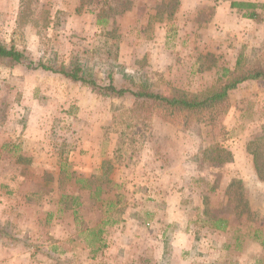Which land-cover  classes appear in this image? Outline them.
I'll return each instance as SVG.
<instances>
[{"label": "rangeland", "instance_id": "rangeland-1", "mask_svg": "<svg viewBox=\"0 0 264 264\" xmlns=\"http://www.w3.org/2000/svg\"><path fill=\"white\" fill-rule=\"evenodd\" d=\"M0 45L198 95L264 63V0H0ZM252 153L264 162V81L172 114L0 61V264H264Z\"/></svg>", "mask_w": 264, "mask_h": 264}, {"label": "trees", "instance_id": "trees-1", "mask_svg": "<svg viewBox=\"0 0 264 264\" xmlns=\"http://www.w3.org/2000/svg\"><path fill=\"white\" fill-rule=\"evenodd\" d=\"M233 8L243 11V17L248 19H257L258 13L255 3L246 2H233ZM99 23L106 21L100 20ZM0 61L6 63L8 66L24 65L28 69H43L44 71L51 72L69 79L74 83H80L87 86L95 93L102 96H124L129 93L134 99L136 109L151 110L152 108L159 107L168 110L170 113H186V114H199L206 110H218L222 107L229 96V93L236 90L243 83L251 81H264V63L254 67L241 68L240 62H237V67L234 71L225 68L223 69L222 76L219 78L217 86L207 90L198 95H190L181 91H175L171 95H165L154 92L149 86H141L137 90H130L125 88H118L112 80L108 84H100L96 78L89 73L85 67L78 61H73L70 64L51 65L42 62L34 63L29 55L15 47H8L0 45ZM255 158V168L258 177L264 180V162H259L256 154L252 153ZM90 188V186H87ZM77 197L73 198L76 203ZM77 206L80 203H76ZM75 214L77 212L75 211ZM227 220L219 219L216 223V229L225 230ZM105 245H102V248Z\"/></svg>", "mask_w": 264, "mask_h": 264}]
</instances>
